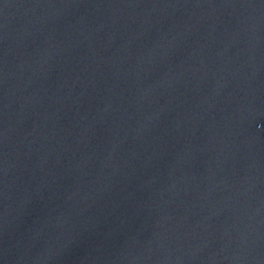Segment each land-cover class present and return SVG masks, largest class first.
Here are the masks:
<instances>
[{"label": "water", "instance_id": "water-1", "mask_svg": "<svg viewBox=\"0 0 264 264\" xmlns=\"http://www.w3.org/2000/svg\"><path fill=\"white\" fill-rule=\"evenodd\" d=\"M0 264H264V0H0Z\"/></svg>", "mask_w": 264, "mask_h": 264}]
</instances>
